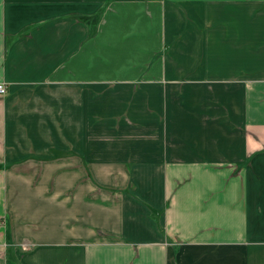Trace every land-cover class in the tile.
I'll list each match as a JSON object with an SVG mask.
<instances>
[{
	"label": "crops",
	"instance_id": "obj_1",
	"mask_svg": "<svg viewBox=\"0 0 264 264\" xmlns=\"http://www.w3.org/2000/svg\"><path fill=\"white\" fill-rule=\"evenodd\" d=\"M0 84V264H264V0H0Z\"/></svg>",
	"mask_w": 264,
	"mask_h": 264
},
{
	"label": "rangeland",
	"instance_id": "obj_2",
	"mask_svg": "<svg viewBox=\"0 0 264 264\" xmlns=\"http://www.w3.org/2000/svg\"><path fill=\"white\" fill-rule=\"evenodd\" d=\"M0 85H3V86H5V88H6V93H5V95H0L1 97H5L6 95H7V87H6V85L5 84H0ZM23 250L24 251H28L30 248H29V246H27V245H23Z\"/></svg>",
	"mask_w": 264,
	"mask_h": 264
},
{
	"label": "built area",
	"instance_id": "obj_3",
	"mask_svg": "<svg viewBox=\"0 0 264 264\" xmlns=\"http://www.w3.org/2000/svg\"><path fill=\"white\" fill-rule=\"evenodd\" d=\"M6 88L3 85H0V95H5ZM2 227V222H0V228Z\"/></svg>",
	"mask_w": 264,
	"mask_h": 264
}]
</instances>
